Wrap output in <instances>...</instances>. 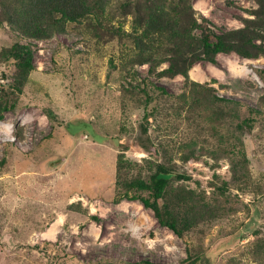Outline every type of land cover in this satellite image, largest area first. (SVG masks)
Returning <instances> with one entry per match:
<instances>
[{"label": "rangeland", "instance_id": "374dc122", "mask_svg": "<svg viewBox=\"0 0 264 264\" xmlns=\"http://www.w3.org/2000/svg\"><path fill=\"white\" fill-rule=\"evenodd\" d=\"M131 1L145 3L116 1L102 23L70 22L50 37L0 24V52L18 41L34 63L18 91L15 61L0 55V97L11 104L0 118V264H188L189 245L201 252L196 264H264V54L196 62L189 78L233 102L184 103L193 90L185 74L158 73L169 61L156 72L132 62L143 28ZM191 2L199 22L219 33L245 25L259 7ZM249 116L253 126L243 131L238 123ZM148 135L160 151L141 144ZM120 154L124 177H146L157 161L189 176L171 180L170 195L182 193L190 210L183 236L140 197L122 195Z\"/></svg>", "mask_w": 264, "mask_h": 264}, {"label": "trees", "instance_id": "16d2710c", "mask_svg": "<svg viewBox=\"0 0 264 264\" xmlns=\"http://www.w3.org/2000/svg\"><path fill=\"white\" fill-rule=\"evenodd\" d=\"M116 1L122 2V0H7L0 10V24L4 20H9L23 35L35 38L50 37L63 31L70 22L81 23L90 19L102 23V19ZM256 1L259 7L254 10L255 18H245V25L220 33L199 22L191 0H145L144 5L139 3L136 5L131 1L129 3L135 8L132 11L135 15V24L143 28L140 33L133 36L132 62L149 63L151 72H156L161 63L169 61V66L158 73L171 76L185 74V82L189 87L192 85L193 90L191 93L183 92L181 98L184 103L189 102V97L191 104H198V108H210L216 102H233L231 98L215 93L212 86L191 80L189 70L200 60L216 62L217 54L220 52L236 51L244 57L264 54V43L258 42L259 39L264 41V0ZM127 3L123 1L121 4L126 6ZM196 29L201 30L200 34L195 32ZM0 55L7 60L14 59L17 67L14 87L21 91L25 77L34 67L31 47L16 41L4 46ZM160 89L165 91L161 87ZM16 90L13 93H16ZM3 98L5 102L0 103V118L4 117L3 111L11 106L7 100L8 96L0 97ZM253 122V116L245 117L238 123V127L244 131L246 127L251 128ZM144 129L148 131L147 126ZM141 144L150 149L154 142L148 135ZM228 146V149L233 150L237 145L231 141ZM127 148V145L123 146V149ZM155 148L156 152L160 151L159 147ZM0 163H5L4 158ZM127 165L124 155L120 154L117 165L118 184L126 187L122 195L140 197L147 207L154 210L161 224L183 236L185 230L190 227L188 224L190 210L184 207L182 193L175 191L170 195L171 180L188 179L189 176L175 172L164 162L157 161L146 177H124ZM130 191L133 193L130 194ZM139 191H147L148 195L139 196L137 195ZM120 199L121 195L116 197V201ZM188 252L189 257L193 256L188 264H196L201 259V252L194 256L196 251L191 245L188 246ZM134 264L154 263L139 261Z\"/></svg>", "mask_w": 264, "mask_h": 264}]
</instances>
